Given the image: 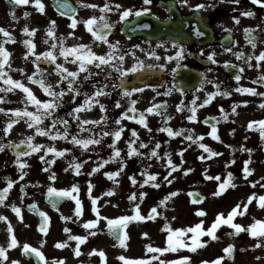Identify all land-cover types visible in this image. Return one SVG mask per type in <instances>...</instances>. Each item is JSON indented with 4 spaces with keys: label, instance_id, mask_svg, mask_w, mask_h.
<instances>
[{
    "label": "flooded vegetation",
    "instance_id": "obj_1",
    "mask_svg": "<svg viewBox=\"0 0 264 264\" xmlns=\"http://www.w3.org/2000/svg\"><path fill=\"white\" fill-rule=\"evenodd\" d=\"M105 5L110 10L104 11ZM40 6L43 7L42 11ZM126 10H130V15L122 19ZM13 12L16 19H13ZM136 12H140V15H136ZM246 12L254 14L245 15ZM92 18H96L93 30L99 26L100 31L107 34L108 43L97 40L88 30L86 21ZM73 20L76 21L75 28L71 26ZM105 22L110 27H102ZM25 27L29 29L28 33L23 31ZM0 28H4L11 37L0 32V46L9 54L8 64L4 65L5 79L17 74L22 83L31 85L36 97L48 98V95L44 91L39 92V84L26 77L36 71L37 64L33 61L51 50L53 44L57 46L53 50L57 54V63L63 64L69 71H75L78 64L66 62L59 55V49L81 43L91 46L97 55L107 54L111 51L109 44H115L117 59L112 63H119L118 58L122 55L124 60L120 67L125 70L141 61L144 64L136 72H126L124 77L111 64L100 68L90 65L94 75L87 80L84 79L86 73H81L78 78L69 77L77 79L75 87L80 95L66 91L60 107L55 111L57 117L68 121L69 136L68 139L62 136L53 139L56 131H65L64 125L58 124L52 130L48 144L64 153V170L57 169L54 161H51L50 169H41L38 162L24 164L21 168L17 156L12 155L15 160H9L0 151V193L12 181L4 204L0 205V216L7 217V220H0V225H4L0 227V233L8 231L11 213L18 240L30 242L28 245L32 249L43 254V259H39L40 264H61L63 259H70V248L79 241L72 239L74 236L89 237L87 249L98 247L96 254L90 253L77 264H126V260L119 255L120 250L134 255L137 245L148 249V239L150 242L166 239L171 231L165 228L163 222L158 224L163 228L151 229V220L157 216V212L154 217L150 216V212L149 218L144 210L140 214L145 217L143 220H132L126 226H121L122 238L126 236L122 246L116 235L110 232L108 219L133 216L137 205L146 208L154 203L163 209L174 210L175 207L178 212L177 228L195 229L199 224L209 229L217 220L216 215L223 214L227 219L236 209L238 214L233 217V223L241 225L242 230L237 232L228 224H220L215 230V233H220L219 228H223L218 239L226 245L225 250L231 248L230 252L224 250V256L217 255L210 261L207 258L210 254L208 243L198 245L192 251L193 243H188L193 242L196 232L179 230L180 242L175 249L180 259L177 263L214 264L219 260V264H248L254 259L255 264H264V236H252L250 230V226L257 221L264 222V207L259 203V198L264 196V132L258 123L264 121V107H261L264 96L255 94L264 93V79H261L264 76V61L255 59L264 52V0L261 3H254L253 0H239L238 3L233 0H29L27 4L19 5L14 0H0ZM50 29L53 33L51 36ZM248 29L253 31L249 32ZM249 37L254 38L255 48L249 43ZM27 40L32 41V48L26 45ZM174 44L177 46L174 47ZM181 45L185 51L179 60L180 67H177V60H169V57H175ZM0 59L3 57L0 56ZM72 59L74 57L70 56L69 60ZM38 63L40 68L47 70V80L56 85L57 90L60 87L67 89L66 80L63 85L56 84L57 80L62 79L55 71L56 64L42 58ZM237 75L241 77L239 81L235 79ZM6 87L9 85L0 79V88ZM99 88H103L107 94L98 98L99 103L82 110L79 114L81 120L69 115L83 104L85 93L93 94ZM134 88L143 91H132ZM238 88H252L255 93L237 91ZM125 90L131 95L124 96ZM225 91L230 95H223ZM1 93L4 99L0 103H6L10 97L23 98L26 95L20 89ZM210 93L216 94L205 103ZM162 102L168 106L167 110L156 108L153 112H147L148 108ZM137 103L142 110L132 111L131 115L126 116V111L132 110ZM192 107L196 108V119L188 120ZM6 113L0 111V145H4V150L8 148L4 131L8 129L10 118H15L14 112L11 116ZM139 113H145L146 122L150 117L148 115L152 114L155 129L159 132L162 127H170L177 132L184 130L177 139L159 134L142 146L145 154L138 157L148 168L154 167V163L162 157L166 159V164L169 160H175L177 170H136L135 154L129 155L130 149L136 147L135 139L124 142L122 135L119 140L111 134L104 135L105 132L123 129L122 120L130 128L141 125ZM132 116L136 119H129ZM84 119L99 120L100 123L84 124L85 130L81 131L80 124ZM250 123L252 127H249ZM213 125L219 139L211 135ZM87 129H91V132ZM93 133L95 139H100V144L84 149L72 143L73 135L87 139ZM189 135L192 136L191 140L187 139ZM61 141L64 145H59ZM174 142L176 154L172 155L173 149L170 147ZM201 143L218 155L205 151L200 147ZM146 147L150 154H146ZM116 149L120 150V157L113 158ZM153 151L157 153L155 156L151 154ZM159 152L163 154L158 155ZM126 158L129 163L124 169ZM75 164L81 165L79 170L74 167ZM169 166L172 168V165ZM190 168L192 170L189 171ZM245 168L248 172H245ZM111 172L117 175L110 179L107 174ZM150 176H154L155 180H149ZM166 176L171 183L165 180ZM145 180L149 182L146 184ZM221 184L226 185L222 191ZM74 185L79 189L73 192V196L81 201L82 225H78L72 217L77 208L75 199L57 196L51 201L48 194L49 187L71 190ZM109 192L112 194L108 195ZM173 192L176 195L170 197ZM216 192H220V195H214ZM130 196L136 199L130 200ZM166 197L170 198L165 200ZM93 198L96 199L95 204L92 203ZM62 200H65L64 203ZM13 206L20 209L19 213ZM201 207L208 208L213 218L200 219L199 213L203 212ZM41 213H45L46 217ZM89 220H97L98 223L91 228L84 227ZM45 222L47 231L42 232L40 227ZM138 223L153 237L148 238L137 232ZM261 227L264 226L257 225V230ZM117 233L119 236V231ZM11 239L10 235L0 239L6 257L8 252L15 249L11 258L35 264V260H30L26 254L24 245L9 247ZM181 243L187 246L181 247ZM247 243L253 245L246 247ZM56 244L63 249L62 252H56ZM0 264H7V259L0 257Z\"/></svg>",
    "mask_w": 264,
    "mask_h": 264
},
{
    "label": "snow or ice",
    "instance_id": "obj_2",
    "mask_svg": "<svg viewBox=\"0 0 264 264\" xmlns=\"http://www.w3.org/2000/svg\"><path fill=\"white\" fill-rule=\"evenodd\" d=\"M29 2V0H14V3L19 5V4H27ZM148 2H150V0H148ZM233 2L238 3L239 0H233ZM254 3H261L262 0H253ZM199 7H203V5H200ZM40 10H43V7L40 6ZM104 11H108L110 10L108 5L104 6ZM245 15H253L254 13L252 12H246L244 13ZM13 19H16L15 13L13 12ZM25 15H28V13H25ZM128 15H130V10H126L123 12L122 15V19L127 17ZM136 15H140V12H136ZM103 19V18H102ZM87 25H88V30L90 32L93 33V35L96 37L97 40L104 42V43H108V39H107V34L103 33L100 31V27L98 26L95 30H93V24L96 23V18H92L89 19L88 21H86ZM73 28L76 27V21L73 20V23L71 25ZM102 27H110V25L108 23H104L102 25ZM144 27H148L147 25H145ZM23 31L25 33L29 32V29L27 27H25L23 29ZM247 31L251 32L253 31L252 29H248ZM0 32H3L5 36L10 37V34L4 29V28H0ZM53 33L51 31V29L49 30V35L51 36ZM200 35H202L203 33H198ZM26 45L29 46V48H32V41L31 40H27L25 41ZM249 43L252 44L253 48H255V40L254 38L249 37ZM174 47H176L177 45H173ZM56 45L53 44L51 45V50H48L44 53H42L40 56H38L36 58V60L33 61V63L37 64V68L36 71L31 75L26 77V79L31 80L34 84H39V86L43 89V91L45 93H47L48 95V99L41 101L39 99H37V97L33 94V91L30 87L26 86L24 83H22L19 80H13L11 77H8L7 79H5L6 73L4 70V65L8 64V52L6 49H4L2 46H0V56L3 57V59H0V79H3L6 85H9V87L6 88H0V92H4L5 94H7L9 91H13L15 89H20L22 90L23 93H25L26 95H24L23 97V104L24 107L22 109H15L14 110V115L16 117L19 118H24L27 117L29 118L26 123L28 125L29 128H32L33 126H35V130L36 132L40 133L41 135H50L52 130L56 128V125L58 124H63L65 127V131L63 133H61L60 131H56L55 136H53V139H56L57 137L62 136L63 139H68L69 133L67 132V128L69 127V123L67 120H65L62 117H57L55 115V111L60 107L61 101L63 100L64 96L66 95V91L67 92H72L75 93L76 96L80 95V91L78 88L75 87V85L77 84V79H69V77L72 78H78L80 77L81 73H86V75L84 76V79L87 80L89 79L92 75H94V73L91 71L90 69V65H95V67L100 68L101 66L104 65H110L111 67L115 68L117 72H119L121 77H124L126 75V72H136L138 71V69L143 68L144 64L143 62H138L136 65H134L132 68H129L127 70L123 69L122 67H120V64H122L124 57L121 55L119 56V63L117 64H113L112 61L114 59H117L116 57V45L115 44H109V48L111 49V51H109L107 54L105 55H97L95 52L92 51L91 46L86 45V44H78L74 47L71 48H66V47H61L59 49V55L64 57V60L66 62H69L71 64H78V67L75 71H69L67 68L64 67L63 64H59L57 63V54L53 51L56 49ZM179 51L176 52L175 57H169V60L171 59H176L177 60V67H180L179 64V60L183 58L184 55V51L185 49L183 48V46H179ZM230 51V49H229ZM34 54V53H33ZM154 54V53H153ZM214 53H213V57H214ZM236 55H240V53H236ZM74 57V59L69 60V57ZM44 59V60H48L50 63H54L56 64V68L55 71L58 72L60 74V76L62 77V79L57 80L56 84L57 85H63V82L66 80L68 81L67 83V89L65 90L64 87H60L59 90H57L56 85H54L53 83L49 82L47 80V70L46 69H42L39 67V60L40 59ZM249 59H252V57H249ZM255 59H257L258 61H264V52H261L259 54V56L255 57ZM160 67H164V65H159ZM252 66V65H249ZM8 67L10 68L11 65L9 64ZM151 67V66H150ZM173 71H175V69H173ZM235 79L237 81H239L241 79V77L239 75H237L235 77ZM261 79H264V76L261 77ZM210 82V81H209ZM14 86V88L12 87ZM106 87V85H105ZM201 87H203V84L201 85ZM237 91H245V92H250V93H255V90L252 88H244V89H236ZM132 91L135 92H140L143 91V89L140 88H134L132 89ZM107 93H104L103 88H99L97 89L93 94H88L85 93V100L83 102V104L77 106L73 112H71L69 115H71L74 119L76 120H81V116L79 115L81 113L82 110H87L88 108L92 107L94 104L99 103L98 98L101 95H106ZM216 93H210L208 99H206L204 102L208 103L209 100L212 98V96H214ZM257 95H261L264 96V93H255ZM124 96H130L131 92L125 90L123 93ZM223 95L227 96L230 95L229 92L225 91L223 93ZM4 98L0 97V100H3ZM133 104H135V101H132ZM29 104H33L36 106V110L35 111H29L28 109V105ZM193 105H195V100L193 101ZM117 106H119V104H117ZM101 108L104 107L103 104L100 105ZM261 107H264V104L261 105ZM156 108H158V105H153V107H150L147 109V112H153ZM0 111H4L3 108H0ZM133 112H136L137 109L135 107L132 108ZM191 111V115H189L187 117L188 120H195L196 119V108L192 107L190 109ZM233 111H235V108H233ZM45 118H50L51 119V124H52V129H47L46 127L42 126V121ZM227 118V117H225ZM129 119H136L135 116L129 117ZM16 120H12L10 123H8L7 128L8 130H10L12 128V125L14 123H16ZM139 122L141 124H144L145 127H147L146 121H145V113H139ZM89 123H93V124H99L100 121L96 120V121H88L87 119H84L82 121V123L80 124V128L81 131H84V124H89ZM117 124H119V121H116ZM255 123V122H254ZM261 125V131L264 132V121H259L258 122ZM252 123L249 124V127H252ZM87 131L91 132V129H87ZM122 131L123 129H119L116 130L112 133H107L105 132L104 135H113L115 137L116 140H119L121 138L122 135ZM160 131H164L167 132L170 136L173 135H180L181 132H183L184 130L181 129V132H174L172 128L170 127H165L160 129ZM216 126L213 125L212 126V131H211V135L214 136L216 139H219L218 136H216ZM133 135H135V133H133ZM95 133L92 134V136H90L87 139H79L77 138V136L73 135L72 136V143L76 144V145H81L84 149H88L89 145H98L101 143L100 139H95L94 138ZM187 139L191 140L192 136L189 135L187 137ZM33 140V136L29 135L27 136L26 139L21 140L20 143L23 144H28L30 151H21L17 153V162L20 163L21 168L24 167V164L20 162L19 158L20 157H25V156H29L32 152H38L41 148H46L48 152H55L57 156H63L64 153L61 151H56V149L54 147L48 146V145H40V144H33L31 143V141ZM112 147H115L114 145ZM156 147H159V144L156 145ZM200 147L205 149V151L207 152H211L212 155H218V153L212 152L211 149H209L207 147V145L201 143ZM4 150V145H0V151ZM136 149L132 148L129 151V155L135 154ZM153 156H155L157 153L155 151H153L151 153ZM120 157V150L116 149L115 153H114V157ZM41 159H43V157H41ZM201 159H203V157H201ZM169 165H172V169L173 171H175L176 165L172 164V161L169 160L168 161ZM74 167L79 170V168L81 167L80 164H75ZM190 171V170H189ZM245 172H248V169L245 168ZM26 174V173H25ZM109 176V178H114L117 173L115 172H111L107 174ZM171 175V173L169 174ZM230 178H231V174ZM212 177H210L211 179ZM52 179H55V176H52ZM215 179H219V177H215ZM262 179H264V177H262ZM149 180H155L154 176H150ZM149 180H145L144 183H148ZM165 180L169 183H171V180L168 179V177H165ZM91 186V185H90ZM157 187H159V184L156 185ZM225 184H221L220 185V189L221 191L225 188ZM234 186V185H233ZM12 187V181L8 182V188H5L3 190V193H0V205L4 204V200H5V195L8 192V190ZM78 187L77 186H73V188L71 190L68 189H62V190H57L53 187H49L48 188V194L49 196H52L53 194L57 195V196H68V197H72L73 199L76 200V204H77V208H76V212L77 214L80 213L81 209L79 207V205L81 204V201L79 199H77L76 197L73 196V192L74 191H78ZM108 195H111L112 193L109 192L107 193ZM176 193L173 192L170 194L171 196H175ZM214 195H220V192H216L214 193ZM170 197H166L165 200L169 199ZM130 200H135L136 197L135 196H130L129 197ZM249 202H251V198L249 199ZM92 203L95 204L96 203V199L93 198ZM161 203H164V201H161ZM259 203L261 207H264V196H261L259 198ZM14 210L19 213L20 209L16 208L15 206ZM239 208V205L237 206ZM97 216H99V210L97 209ZM152 212L155 213L156 209L153 208ZM237 210L233 209V211L228 215L227 219L224 218L223 214H220L217 218V220L212 224L211 228L208 229L207 235L211 236L213 239H218V237L215 236V230L218 227V225L220 224H228L231 225L232 228L236 229L237 232L241 231V225L239 224H234L233 223V217L235 215H237ZM243 214V213H240ZM199 215H204L203 212H200ZM41 216H45V213H41ZM139 217V218H138ZM145 217L140 215V211L138 206L135 208V215L133 216H120L118 218L115 219H108V227L111 228L113 231L116 230V228L118 226L121 225H125L132 220H143ZM151 218V217H149ZM67 219V217H66ZM103 219H107L106 217H104ZM0 220H7V217L5 216H0ZM98 221L97 220H89L84 227L86 228H91L93 225L97 224ZM257 225H261L264 226V222L261 221H257L256 224H253L250 226V230H251V235L252 236H264V227L259 228V231L257 230ZM9 232H11V228L9 227ZM40 230L42 232H46L47 228H46V222L41 224ZM185 231H194L196 232V236L193 237V246H192V251L196 250V247L198 246V237L200 235H203L204 232L201 229V225L197 224L195 229H187ZM229 235H232V233H229ZM72 239L75 240H79V241H83L85 239V237L83 236H74L72 237ZM124 239H126V236L124 238L120 239V243L123 246L124 245ZM168 241L169 244H172V236L170 235L168 237ZM17 243V240L15 238V236L12 237L11 242L9 244V247L15 245ZM61 247L63 245H60ZM181 247H186L187 245L184 244H180ZM29 245H24V250L27 251L29 249ZM150 251L152 250L151 248L149 249ZM171 250H175V248H172ZM5 248L0 246V257H4L5 259H7L6 255H5ZM32 251L34 253H36V255H38L41 259H43V254L40 253L37 249L33 248ZM156 251H163L161 249H157ZM225 251H231V248L226 249ZM77 255H79V251L77 250ZM101 255H103V253L101 252ZM155 258V257H154ZM121 259H125L124 257H121ZM184 260H187V258H183ZM13 264H16V262L14 261ZM126 264H148V262L144 261V260H127ZM214 264H219V260L215 261Z\"/></svg>",
    "mask_w": 264,
    "mask_h": 264
},
{
    "label": "rangeland",
    "instance_id": "obj_3",
    "mask_svg": "<svg viewBox=\"0 0 264 264\" xmlns=\"http://www.w3.org/2000/svg\"><path fill=\"white\" fill-rule=\"evenodd\" d=\"M37 90L39 92L42 91L41 88H38ZM1 96H3V94L0 92V97ZM104 98L106 99V96ZM47 99L48 98L40 97L39 100L44 101ZM153 101H154V99H153ZM22 102H23V100H22ZM22 105L23 104L21 103V101L19 99L18 100L14 99L13 103H10V102L1 103L0 108L4 109V111H2V112H9L12 109L15 110V109H18V108L20 109V108L24 107V105L23 106ZM29 106H30V104H29ZM31 107L28 108L29 111H35L36 110V106H34L32 108ZM123 108H124V106H123ZM135 108L138 111L142 110L141 106L138 103L135 106ZM121 109H122V107H121ZM8 114H10V113H8ZM151 115H148L150 117L146 122L147 127H145L144 124H141L139 126H134L137 129L135 138H136V140H139L141 142V143H139V141L134 142V146H136L135 147L136 152H135V155L133 156L134 161H135V169L136 170H156V171H161V172L173 170L169 165H167L165 163L166 159L163 157L158 159L154 163L155 166L151 167V168L146 167V163L141 162L142 160L138 158L140 155L145 154L142 146H144V144L152 141L155 137H157L158 133H161V135L163 137L168 136V135H166V132H164V131L159 132L158 130L155 129L154 121L152 120ZM42 126L46 127L47 129H52L51 119L45 118L42 121ZM121 126L123 127V132H122L123 133V136H122L123 141L125 142L126 140L128 141V140L134 139L133 136H131L129 133V126L125 120L121 121ZM173 131L176 132V130H173ZM29 135L33 136V140L31 141V143H33V144L47 145L50 142V135H41L40 133L36 132L35 126H33L32 128L28 127V125L26 123V117H24L23 120L16 122L12 126V128L10 130H8V132L6 134L7 139L11 142H20L21 140L26 139L27 136H29ZM177 138H179L178 135L172 136V139H177ZM59 145H64L63 141H61ZM121 146L122 145H120V147ZM170 148L173 149L172 155H175L176 154L175 142L173 143V145ZM148 151L149 150L146 147V152H147L146 154H150V152H148ZM1 153L4 156H6L9 160H15V158L12 156V155H14V153L10 149L7 148L6 150H3ZM162 154H163L162 152L158 153V155H162ZM63 156H57L56 154H54V155L50 154L46 148H41V150H39V152H32L29 156L21 157V158H19V160L22 161L23 164H28V165H31L33 162H38L40 160L42 162H40L39 164H41L43 166L42 169H50L49 168L50 161H54L56 166L58 167V169L63 170V169H65L64 168L65 161L63 159ZM41 157H43V159H41ZM124 161H125L124 169H127L129 160L126 158V159H124ZM171 161H172V163H174V165H176L175 170H177L178 167H177L176 161L175 160H171ZM189 170H192V168H190ZM138 208H139L140 214H142L143 211L145 210V216L146 217L148 216V213L153 208H155L157 210V216L151 220V223L153 225V227H151V229L152 228L156 229L155 227H158L159 229L163 228V225H158L159 223L163 222L166 225L165 228H168V229H170V231H172L171 232L172 233L171 234L172 244L171 245L169 244V241H168L169 236H167L166 239L162 238V239L157 240V241L152 240L151 242L148 239L149 243H148V245H146L148 247V249H146L145 247H144L145 249L141 248L140 245H137V247L135 248L134 255L128 253L127 251H122V250L119 251V255L122 254V256L125 259H131L133 261L144 260V261L148 262V264L149 263H152V264H174L176 261L179 260V256L175 252V250L174 251L171 250L172 248L176 249V247L178 245L177 240H178V232L179 231L177 229H179L180 231L185 230V229L176 227V218H177V214H178L177 210L175 209V207H174V210L158 208V206H156L154 203L148 204L146 206V208L139 207V206H138ZM204 209H205V212L208 213V208H204ZM134 213H135V211H134ZM72 217L75 219L77 224L80 225L81 223H83L81 216H80V213L79 214L75 213ZM199 218L200 219L201 218H206V219L208 218L209 219V218H213V216L212 215L210 216L208 213V215L199 216ZM10 219H13V218L10 217ZM138 224L139 225L136 226L137 232H139L140 234L143 233V234L147 235L148 238L153 237V235H151L150 232L141 223H138ZM201 228H202L204 233L208 232L207 228H203V227H201ZM222 229L223 228L221 227L220 233H215L216 237H218V234L219 235L222 234ZM224 238L225 237H222V239H224ZM205 242L208 243L207 250L210 251V254L207 255L208 259L214 258L217 255H220L221 257L224 256V250L226 248V245L222 244V242H220L219 239H213L211 236H206V235H205V237H203V235H200L198 237V245H202ZM190 243H194V241L193 242L189 241L188 244H190ZM252 245L253 244H251V243H247L246 247H251ZM85 246H87L86 242L85 243L80 242L76 246H74L72 248V252H74L75 249L78 250L80 253L79 256H76L75 254L72 253L70 260L63 261V262H65L64 264H76V262H78L80 259L85 258V255L90 251V250H87L86 252H81V248H83ZM150 248L152 249L151 251L149 250ZM157 249H161L163 251H156ZM248 249H250V248H248ZM94 251L97 252L98 248L95 247ZM210 261H212V259H210ZM248 264H255L254 259L252 260V263H248Z\"/></svg>",
    "mask_w": 264,
    "mask_h": 264
},
{
    "label": "water",
    "instance_id": "obj_4",
    "mask_svg": "<svg viewBox=\"0 0 264 264\" xmlns=\"http://www.w3.org/2000/svg\"><path fill=\"white\" fill-rule=\"evenodd\" d=\"M27 145L26 144H18V145H15V150H17L18 152H21V151H26L27 149Z\"/></svg>",
    "mask_w": 264,
    "mask_h": 264
}]
</instances>
